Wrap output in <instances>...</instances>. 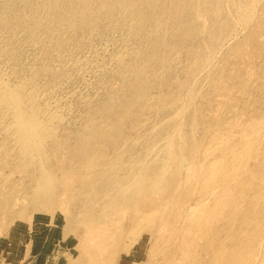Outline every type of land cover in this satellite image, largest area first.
Instances as JSON below:
<instances>
[{"label":"rangeland","instance_id":"rangeland-1","mask_svg":"<svg viewBox=\"0 0 264 264\" xmlns=\"http://www.w3.org/2000/svg\"><path fill=\"white\" fill-rule=\"evenodd\" d=\"M64 1L0 2V264H264V0Z\"/></svg>","mask_w":264,"mask_h":264},{"label":"bare ground","instance_id":"bare-ground-1","mask_svg":"<svg viewBox=\"0 0 264 264\" xmlns=\"http://www.w3.org/2000/svg\"><path fill=\"white\" fill-rule=\"evenodd\" d=\"M1 1H5V0H0V2ZM36 1V0H35ZM38 1V0H37ZM42 1V0H41ZM61 1V0H60ZM68 1H72L74 4L73 5H75V2H77L78 4H80L82 7H83V10H86L87 12H88V8L90 7V5H91V3H92V1L93 0H68ZM68 1H64V3L65 2H68ZM109 0H105V2H108ZM115 1V0H114ZM119 1V0H118ZM63 2V1H62ZM117 2V1H116ZM116 2L114 3V5L116 4ZM120 2V1H119ZM118 2V3H119ZM45 3V2H44ZM43 3V5H45L46 6V4H44ZM48 3H50V2H48ZM69 3V2H68ZM117 3V7H118V5H120V3L118 4ZM123 3H124V1H123ZM122 3V4H123ZM139 3V2H138ZM142 3V2H141ZM147 3V2H146ZM3 4V3H2ZM41 5H42V3H40ZM52 4H54V2L52 3ZM58 4V3H57ZM93 4V3H92ZM113 4V3H112ZM40 5V6H41ZM50 5L51 4H47V6H49L48 7V10H49V8H52V7H50ZM60 5H62L61 3H60ZM68 5V4H67ZM72 5V4H71ZM79 5V6H80ZM136 5V4H135ZM138 5V4H137ZM146 5V4H145ZM53 6V5H52ZM76 6V5H75ZM74 6V7H75ZM79 6H77V7H75V8H78ZM44 7V6H43ZM60 7V6H59ZM62 7V6H61ZM111 7V6H110ZM113 7V6H112ZM116 7V6H115ZM41 8V7H40ZM39 8V9H40ZM47 8V7H46ZM68 8V7H67ZM69 8H71V7H69ZM98 8V7H97ZM43 9V8H42ZM44 9H45V7H44ZM55 9V8H54ZM59 9V8H58ZM57 9V10H58ZM94 9V8H93ZM92 8H91V10H93ZM41 10V9H40ZM59 10H61V9H59ZM68 10V9H67ZM70 10V9H69ZM77 10V9H76ZM102 10V9H101ZM112 10V9H111ZM55 10H53V12H54ZM62 11V10H61ZM79 11V9L77 10V12ZM48 12V11H47ZM56 12V11H55ZM70 12H72V11H69V13ZM93 12V11H92ZM103 12V11H102ZM68 13V12H67ZM75 11H73V15H75V16H77V13H75ZM79 13H81V12H79ZM78 13V14H79ZM89 13V12H88ZM49 14H50V12H49ZM55 14V13H54ZM58 14V13H57ZM86 14V13H85ZM94 14V13H93ZM96 14V13H95ZM56 15V14H55ZM83 15V14H82ZM88 15V14H87ZM103 15V14H102ZM69 16H72V15H69ZM74 17V16H73ZM81 17V16H80ZM79 17V18H80ZM90 17V16H89ZM146 17H144V19H145ZM84 19V18H83ZM86 20V19H85ZM149 20V19H148ZM35 22V21H34ZM38 22V21H37ZM41 23V22H40ZM43 24V23H42ZM42 24H41V26H42ZM143 24V23H142ZM38 25V24H37ZM36 25V23H35V25L34 26H37ZM75 25V24H74ZM39 29H40V27L39 26H37ZM36 27V28H37ZM73 27H75V26H73ZM37 28V29H38ZM11 96V100H12V103L14 104V107H15V109H16V111H15V119H16V121H17V124H18V134L21 136V138H22V140L26 143V144H28V145H32V146H36V144L38 143V141H37V138H36V135L34 134V131H35V126H36V121H35V117L33 116V115H28L27 113H26V111H24V108H23V106H22V101H21V98L19 97V95H17V94H11L10 95ZM5 102V96H4V94L3 93H1L0 92V105L1 104H3ZM82 144V143H81ZM38 148V147H37ZM39 149V148H38ZM37 150V149H36ZM40 150V149H39Z\"/></svg>","mask_w":264,"mask_h":264}]
</instances>
